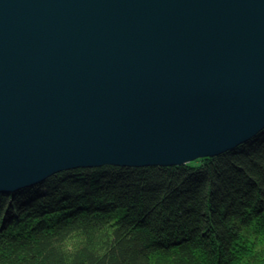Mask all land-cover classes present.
Segmentation results:
<instances>
[{"label":"water","instance_id":"water-1","mask_svg":"<svg viewBox=\"0 0 264 264\" xmlns=\"http://www.w3.org/2000/svg\"><path fill=\"white\" fill-rule=\"evenodd\" d=\"M263 130L264 0H0V194Z\"/></svg>","mask_w":264,"mask_h":264},{"label":"trees","instance_id":"trees-1","mask_svg":"<svg viewBox=\"0 0 264 264\" xmlns=\"http://www.w3.org/2000/svg\"><path fill=\"white\" fill-rule=\"evenodd\" d=\"M0 264H264V131L183 165L78 168L0 194Z\"/></svg>","mask_w":264,"mask_h":264},{"label":"rangeland","instance_id":"rangeland-1","mask_svg":"<svg viewBox=\"0 0 264 264\" xmlns=\"http://www.w3.org/2000/svg\"><path fill=\"white\" fill-rule=\"evenodd\" d=\"M263 131H264V130H263ZM263 131H262V132H263ZM198 159H201V158H198ZM194 161H195V160H194ZM191 162H192V161H191ZM197 163H198L199 166H201V165L204 164L205 162H204V161L202 162V160H201V161H199V162H197Z\"/></svg>","mask_w":264,"mask_h":264},{"label":"bare ground","instance_id":"bare-ground-1","mask_svg":"<svg viewBox=\"0 0 264 264\" xmlns=\"http://www.w3.org/2000/svg\"><path fill=\"white\" fill-rule=\"evenodd\" d=\"M15 193V192H14Z\"/></svg>","mask_w":264,"mask_h":264}]
</instances>
